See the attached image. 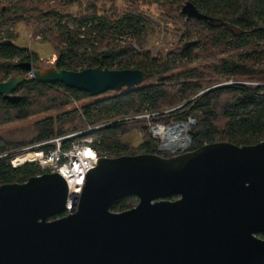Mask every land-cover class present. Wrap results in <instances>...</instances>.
Returning <instances> with one entry per match:
<instances>
[{
    "label": "water",
    "instance_id": "1",
    "mask_svg": "<svg viewBox=\"0 0 264 264\" xmlns=\"http://www.w3.org/2000/svg\"><path fill=\"white\" fill-rule=\"evenodd\" d=\"M181 13L187 21H214L191 1ZM3 45L17 48L13 40ZM56 62L40 69L19 63L33 77L1 82L0 96L17 104V88L34 80L91 97L148 81L139 69L69 71ZM76 197L61 216L70 195L58 172L1 185L0 264H264V141L219 142L169 158L102 156ZM128 197L138 204L112 210Z\"/></svg>",
    "mask_w": 264,
    "mask_h": 264
},
{
    "label": "trees",
    "instance_id": "2",
    "mask_svg": "<svg viewBox=\"0 0 264 264\" xmlns=\"http://www.w3.org/2000/svg\"><path fill=\"white\" fill-rule=\"evenodd\" d=\"M186 1L205 7H210L213 1L218 3L214 5L218 17L208 14L214 18L213 22L196 19L185 23L182 21L187 31L196 28L203 31V35L196 40V46L203 45L199 54L205 58L219 56L227 45L240 48L264 41V0H164L165 12L159 11L157 15L161 18L170 14L181 15L180 9ZM89 5L87 14L81 17L70 16L57 9L32 15L30 13L26 21L41 23L36 28L37 34L57 52V67L61 70L81 71L102 64L113 70H142L147 74L148 81L130 91L124 89L100 102L84 106L82 114L74 109L37 122L34 125L37 134L31 143L49 140L63 134L68 125L85 121L92 126H104L78 136L75 140L89 137L100 140L98 149L104 157L137 155L141 154L139 150L142 149H147L151 154H159L160 142L153 138L149 124H188L189 119L195 120V125H191L188 131L192 141L190 151L219 142L245 146L264 141V85L238 83L207 90L231 78L238 81L240 78L260 77L264 80V51L254 50L253 56H243L239 60L222 58L217 63L192 67L191 58L195 47L187 49L186 42L169 50L164 57L151 58L147 38L154 33L155 22L145 12L127 10L118 19H113L98 14L95 4ZM173 5H176L175 9ZM16 8L0 6V29L3 25L10 26L19 19H25L24 14L28 9L23 10L22 15L6 18L10 10L18 14ZM181 17L186 20V16ZM127 29L132 31L131 36L123 38ZM8 39L11 40L12 36ZM13 53L25 52L20 48L6 47L0 42V83L5 73L19 72V63L10 60V54ZM22 60L36 65L33 56ZM20 90L21 100L17 104L7 102L0 96V127L55 108L68 107L72 100L91 98L88 93L67 88L63 84H45L37 80L25 83ZM146 115L153 116L138 119ZM75 130L78 128L70 131ZM134 132L141 134L144 139L139 150L124 140ZM22 145L25 144H14L0 138V156L4 155L0 158V186L24 183L33 176L49 172L30 164L13 168L10 162L13 155L7 154ZM159 155L172 157L171 154ZM134 198L128 197L116 202L112 210L121 212L131 209Z\"/></svg>",
    "mask_w": 264,
    "mask_h": 264
},
{
    "label": "rangeland",
    "instance_id": "3",
    "mask_svg": "<svg viewBox=\"0 0 264 264\" xmlns=\"http://www.w3.org/2000/svg\"><path fill=\"white\" fill-rule=\"evenodd\" d=\"M72 2V3H71ZM187 1L184 3L186 4ZM24 4V5H22ZM89 4H95V9L98 10V14L107 16L109 18H116L122 16L123 13L127 10H142L145 12V14L152 18V20L155 22L154 27V33L150 34L147 38L148 50L151 52V58H161L164 57L165 54L173 49L182 46L184 43L189 41H196L198 40L202 35L203 31L196 29H192L190 31H187L188 29L184 28L182 25V21L188 22L187 20H183L180 14L177 15H166L163 18L159 17L157 15V12L162 11L165 12L164 9L166 6V3L164 0H160L159 3H155L154 1H145V0H0V6L3 8L11 7H17L16 10H18V14H14L13 10H10L7 14L6 18H14L18 15L23 14V10L28 9L24 17L25 19H19L12 23L10 26H2L0 29V42H5L9 37L12 36V39L16 45L17 48H20L22 51H24V54L19 53H13L10 54L11 61L18 64L20 62L26 61L22 59H26L28 57L33 56L34 57V63L38 65L40 68L48 67V65L52 64L53 60H57L59 57L55 49L49 44V42L45 41L41 35L37 34L36 28L39 27L41 24L39 21L34 20L33 22L29 23L26 21V18H28L29 14H37V13H43L50 10H57L60 9L65 12V14L75 17H81L87 14L86 10L89 8ZM183 4V5H184ZM218 4L216 1L211 2L210 7H205L201 4H196L197 8L204 14L209 15H215L217 14L216 10L214 9V5ZM165 5V6H164ZM169 5H172V2H169ZM221 6V5H220ZM23 7L25 9H23ZM183 7V6H182ZM93 8V9H94ZM176 8V5H173V9ZM182 11V8L180 9ZM184 16V15H183ZM227 26V25H226ZM174 28L177 31H173ZM207 32V31H206ZM132 31L127 29L126 35L123 36V38H127L131 36ZM192 38V39H190ZM135 47L141 51L140 47L135 44ZM194 55L192 56V67H201L205 65H210L213 63H217L222 58H232L239 60L243 56L254 55V50L258 52L264 51V41L260 43H256L254 46L248 45L240 48H233L232 45H227L226 48L221 52L219 56H210L208 58H205L204 55H200L199 53L202 51L203 45L201 46H194ZM256 55L254 56V58ZM33 60V59H32ZM191 66L189 68H192ZM187 68V69H189ZM17 72L15 71H9L7 74L5 73L3 75V80L1 82H5L9 80L11 77H13ZM28 76V73L27 75ZM151 82V80L149 81ZM246 84V85H264V80H261L260 77H257L255 79H247V78H240L238 81L235 79H229V80H222L221 82L214 84L209 89H213L216 87L221 86H228L232 84ZM124 90V89H123ZM109 92L104 95H101L99 97H91L89 99L83 100V101H77L72 100L70 106L68 107H62V108H55L53 110H50L43 114L35 115L34 117H30L27 119H23L20 121H15L10 124H7L5 126L0 127V138H3L4 140H7L14 144H25L20 147H17L12 151L11 153H15L18 151H22L26 148H29L31 146H34L38 143H31V141L36 136V130L34 128V125L46 118L50 117H56L59 114L68 112L69 110L77 109L82 114V109L84 106H88L90 104H94L97 102H100L101 100L108 98L110 96H113L119 92ZM95 112L104 113V111L95 110ZM153 115H146L142 117H138V119H149ZM188 124L195 125L194 119H189ZM182 126L184 123H170V124H164V123H152L149 124L150 133L152 134L153 138L160 142L158 153L160 154H171L172 156L181 153L183 148H186L188 145V151H190L192 147V141H186L188 144H185V147H175L171 149H166L165 144L166 142L161 139L157 135V130L160 128L169 129L172 127ZM103 127L104 125H97L92 126L88 124L87 122H77L71 125H68L65 129V132L63 134H77L76 138L80 133H83L86 130H89L90 127ZM190 126L187 129H184L181 133L178 132L176 135H174L175 138H184L185 134L190 130ZM77 127L78 130L70 131L73 128ZM69 130V131H67ZM180 133V134H179ZM179 134V135H178ZM59 136V135H58ZM189 137V134H188ZM125 142H128L135 148L136 150H139L140 146L144 143V139L141 136V134L134 132L130 135H128L125 139ZM187 140V139H185ZM181 150V151H180ZM186 150V151H187ZM147 149L139 150V153L145 154L148 153ZM4 157V155L0 156ZM138 199L134 198L131 201L132 208L135 207L138 204ZM117 212V210H113ZM120 211V210H119ZM260 238L264 239V234L259 235Z\"/></svg>",
    "mask_w": 264,
    "mask_h": 264
},
{
    "label": "built area",
    "instance_id": "4",
    "mask_svg": "<svg viewBox=\"0 0 264 264\" xmlns=\"http://www.w3.org/2000/svg\"><path fill=\"white\" fill-rule=\"evenodd\" d=\"M33 69H40V67L33 64ZM33 72L34 70L27 72V78H32ZM97 129H99V127H90L89 130L79 135ZM76 135L77 134H61L22 151L7 154L13 155L10 159L13 168H20L30 164L38 166L43 170H49V172H58L64 177L69 186L70 199L67 204L66 213L63 214V216L68 215L72 211V206L77 198L76 195L81 194L88 172L97 165L99 158L102 157L98 149L101 145L100 140L90 137L82 140H75ZM178 139H187L190 141L188 132L185 134L184 138L179 137ZM189 146L190 145L182 149V152L178 154L187 152ZM30 155H34V158H27ZM21 159L23 160L21 161Z\"/></svg>",
    "mask_w": 264,
    "mask_h": 264
},
{
    "label": "bare ground",
    "instance_id": "5",
    "mask_svg": "<svg viewBox=\"0 0 264 264\" xmlns=\"http://www.w3.org/2000/svg\"><path fill=\"white\" fill-rule=\"evenodd\" d=\"M189 126L190 125L187 124V125L172 127V128H169V129L160 128L159 130H157V135L166 142L164 148L171 149V148H175V147H185V144L186 145L188 144L186 142L188 140L177 139V138L174 137V135H176L178 132H180V131H182L184 129L189 128ZM27 158H34V155H30ZM23 159H21V161Z\"/></svg>",
    "mask_w": 264,
    "mask_h": 264
},
{
    "label": "flooded vegetation",
    "instance_id": "6",
    "mask_svg": "<svg viewBox=\"0 0 264 264\" xmlns=\"http://www.w3.org/2000/svg\"><path fill=\"white\" fill-rule=\"evenodd\" d=\"M58 59H59V57L57 58V61H58ZM24 62H28V61H24ZM20 63H23V62H20ZM56 66H57V62H56ZM19 69V72L15 75V76H13V77H16V76H18V75H22V76H24L25 78L27 77L26 76V71L25 70H22V69H20V68H18ZM13 77H11V78H13ZM10 78V79H11ZM30 83L29 81H25V83ZM24 83V84H25ZM24 84H22V85H20L18 88H17V90L15 91V93H14V95H17V96H20V94H19V92L21 91L20 90V88H21V86H23ZM7 101V100H6ZM7 102H9V101H7ZM11 103V102H10Z\"/></svg>",
    "mask_w": 264,
    "mask_h": 264
}]
</instances>
